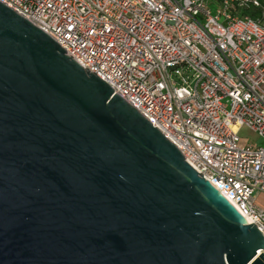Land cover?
Instances as JSON below:
<instances>
[{
	"label": "water",
	"instance_id": "obj_1",
	"mask_svg": "<svg viewBox=\"0 0 264 264\" xmlns=\"http://www.w3.org/2000/svg\"><path fill=\"white\" fill-rule=\"evenodd\" d=\"M202 175L0 3V264H264V235Z\"/></svg>",
	"mask_w": 264,
	"mask_h": 264
},
{
	"label": "built area",
	"instance_id": "obj_2",
	"mask_svg": "<svg viewBox=\"0 0 264 264\" xmlns=\"http://www.w3.org/2000/svg\"><path fill=\"white\" fill-rule=\"evenodd\" d=\"M107 83L264 235V0H0ZM264 254V252H262Z\"/></svg>",
	"mask_w": 264,
	"mask_h": 264
},
{
	"label": "rangeland",
	"instance_id": "obj_3",
	"mask_svg": "<svg viewBox=\"0 0 264 264\" xmlns=\"http://www.w3.org/2000/svg\"><path fill=\"white\" fill-rule=\"evenodd\" d=\"M241 145L246 146L247 144H253L259 147H264V141L258 139L250 130L244 128L240 134Z\"/></svg>",
	"mask_w": 264,
	"mask_h": 264
}]
</instances>
